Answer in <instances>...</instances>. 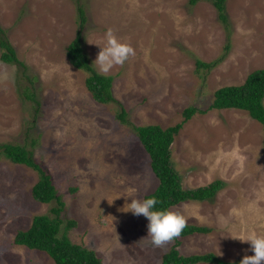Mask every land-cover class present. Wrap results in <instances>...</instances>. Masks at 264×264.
Wrapping results in <instances>:
<instances>
[{"label":"rangeland","instance_id":"obj_1","mask_svg":"<svg viewBox=\"0 0 264 264\" xmlns=\"http://www.w3.org/2000/svg\"><path fill=\"white\" fill-rule=\"evenodd\" d=\"M191 1L0 0V40L22 65L0 59V144L33 150L65 203L64 225L75 222L69 240L104 264H161L174 245L185 257L212 254L239 264L253 253L235 238L264 236L262 126L244 111L210 109L217 90L241 86L264 69V0H226L225 22L211 0ZM108 29L135 55L105 74L94 61ZM78 33L92 69L113 79L115 102H96L85 86L88 73L68 61ZM198 62L209 68H197ZM26 88L34 102L24 97ZM188 108L197 112L182 123ZM121 109L129 125L117 120ZM181 123L170 161L182 188L224 186L211 202L170 209L207 233L155 246L146 237L147 219L128 207L158 186L132 128ZM37 181V172L0 155V264H54L13 243L55 206L33 199Z\"/></svg>","mask_w":264,"mask_h":264},{"label":"trees","instance_id":"obj_2","mask_svg":"<svg viewBox=\"0 0 264 264\" xmlns=\"http://www.w3.org/2000/svg\"><path fill=\"white\" fill-rule=\"evenodd\" d=\"M79 1V0H74ZM213 7L217 10L220 20L225 22L224 14L226 0H211ZM191 3H195L192 0ZM81 24L84 23L83 10L79 9ZM0 32H2L0 30ZM1 61L6 64H18L15 51L11 45L0 40ZM67 58L71 66L77 70L88 73L85 80L87 91L92 98L101 104L115 102L111 85L113 79L97 74L89 64L87 56L81 47V37L78 33L67 50ZM197 68L209 66L196 63ZM24 97L32 102L35 98L28 88L24 89ZM264 69L252 72L244 84L237 87H224L214 93V100L210 106L211 110L235 109L246 112L251 119L262 126L264 133ZM196 109L188 108L184 110V122L192 118ZM127 115L123 109L117 116V120L122 125H129ZM181 124L162 129L159 126L133 127L132 130L137 135L140 143L150 158L152 172L158 180L155 191L145 198L155 197L159 203L158 209L170 210L185 202L212 201L216 193L224 186L223 182L215 181L210 185L195 190H184L177 172L173 169L170 161V147L175 135L181 129ZM264 140V137H263ZM36 141L30 143L33 149ZM0 155L15 165L25 166L38 174V181L32 188L33 199L41 204L55 203L49 214L35 216L30 227L26 231H20L14 236L13 243L16 246L25 247L29 250H36L48 255L54 264H104L102 260L85 247L73 244L67 235L75 222L68 221L64 225L61 218L65 203L52 182L51 175L36 163L33 157V150H29L27 145L0 144ZM208 229L186 225L181 234L172 239L177 244L178 238H184L193 234L207 233ZM230 264L220 261L212 254L182 256L174 245L162 257L161 264ZM237 264V263H236Z\"/></svg>","mask_w":264,"mask_h":264},{"label":"clouds","instance_id":"obj_3","mask_svg":"<svg viewBox=\"0 0 264 264\" xmlns=\"http://www.w3.org/2000/svg\"><path fill=\"white\" fill-rule=\"evenodd\" d=\"M106 45L100 49L95 59L99 66V71L108 73L114 66L123 65L131 56L135 55V50L128 43L121 42L108 29L105 33ZM159 201L155 197L145 199H132L128 204L129 211L134 216H143L147 219V236L151 238L152 244L160 246L165 242L178 237L187 225L184 215L165 209H158L156 205ZM241 243L250 244L252 255L244 256L239 264H264V236L249 234L245 238H235Z\"/></svg>","mask_w":264,"mask_h":264},{"label":"bare ground","instance_id":"obj_4","mask_svg":"<svg viewBox=\"0 0 264 264\" xmlns=\"http://www.w3.org/2000/svg\"><path fill=\"white\" fill-rule=\"evenodd\" d=\"M196 29H197V27H196ZM202 34H204V33H202Z\"/></svg>","mask_w":264,"mask_h":264}]
</instances>
